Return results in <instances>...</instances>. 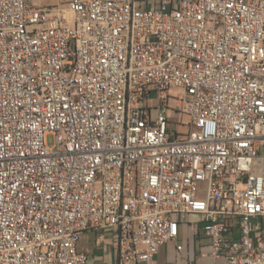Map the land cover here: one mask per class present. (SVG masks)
<instances>
[{"label": "built area", "instance_id": "1", "mask_svg": "<svg viewBox=\"0 0 264 264\" xmlns=\"http://www.w3.org/2000/svg\"><path fill=\"white\" fill-rule=\"evenodd\" d=\"M189 215L264 264V0H0V264H156Z\"/></svg>", "mask_w": 264, "mask_h": 264}, {"label": "crops", "instance_id": "2", "mask_svg": "<svg viewBox=\"0 0 264 264\" xmlns=\"http://www.w3.org/2000/svg\"><path fill=\"white\" fill-rule=\"evenodd\" d=\"M201 226L196 215H189L180 221L177 237L158 249L156 264H214L209 241L202 234ZM111 235V231H87L80 235L77 249L86 253V264L116 262Z\"/></svg>", "mask_w": 264, "mask_h": 264}, {"label": "bare ground", "instance_id": "3", "mask_svg": "<svg viewBox=\"0 0 264 264\" xmlns=\"http://www.w3.org/2000/svg\"><path fill=\"white\" fill-rule=\"evenodd\" d=\"M131 215H122V223H130Z\"/></svg>", "mask_w": 264, "mask_h": 264}, {"label": "rangeland", "instance_id": "4", "mask_svg": "<svg viewBox=\"0 0 264 264\" xmlns=\"http://www.w3.org/2000/svg\"><path fill=\"white\" fill-rule=\"evenodd\" d=\"M53 143H54L53 136L52 135H48L47 136V144H48V146H52Z\"/></svg>", "mask_w": 264, "mask_h": 264}]
</instances>
